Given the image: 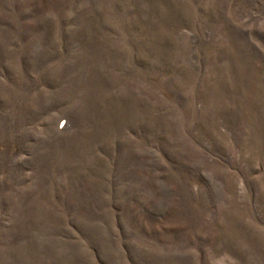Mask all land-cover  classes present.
Returning a JSON list of instances; mask_svg holds the SVG:
<instances>
[{
    "label": "rangeland",
    "instance_id": "rangeland-1",
    "mask_svg": "<svg viewBox=\"0 0 264 264\" xmlns=\"http://www.w3.org/2000/svg\"><path fill=\"white\" fill-rule=\"evenodd\" d=\"M0 264H264V0H0Z\"/></svg>",
    "mask_w": 264,
    "mask_h": 264
}]
</instances>
